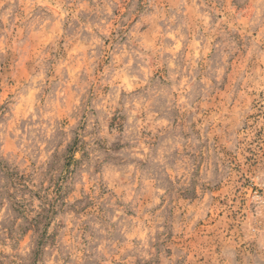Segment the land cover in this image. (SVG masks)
<instances>
[{
	"label": "clouds",
	"instance_id": "obj_1",
	"mask_svg": "<svg viewBox=\"0 0 264 264\" xmlns=\"http://www.w3.org/2000/svg\"><path fill=\"white\" fill-rule=\"evenodd\" d=\"M0 264H264V0H0Z\"/></svg>",
	"mask_w": 264,
	"mask_h": 264
},
{
	"label": "rangeland",
	"instance_id": "obj_2",
	"mask_svg": "<svg viewBox=\"0 0 264 264\" xmlns=\"http://www.w3.org/2000/svg\"><path fill=\"white\" fill-rule=\"evenodd\" d=\"M73 23H75V22H73ZM49 215H51V213Z\"/></svg>",
	"mask_w": 264,
	"mask_h": 264
}]
</instances>
